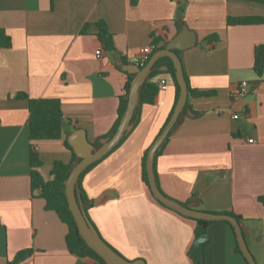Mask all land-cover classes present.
<instances>
[{"label":"crops","instance_id":"obj_1","mask_svg":"<svg viewBox=\"0 0 264 264\" xmlns=\"http://www.w3.org/2000/svg\"><path fill=\"white\" fill-rule=\"evenodd\" d=\"M228 16L264 17V5L244 0H0V27L11 46L0 48V264L17 252L18 264H94L66 247L67 226L30 189L29 154L51 178L54 161L68 164L63 143L76 129L95 144L112 129L123 94L129 58L139 48L168 42L186 28L194 44L179 50L188 90L187 107L155 158L160 189L169 198L207 212H232L257 264H264V71L253 69V50L264 44V23L230 25ZM98 22L113 49L97 38ZM103 53L97 57L95 51ZM150 54V55H151ZM166 66V65H165ZM164 67V66H161ZM154 102L141 104L136 121L117 147L93 165L80 186L92 201L88 216L101 237L128 260L145 264H193L189 247L197 223L160 206L141 179V157L176 104L167 69ZM247 81V93L230 90ZM58 99L64 135L31 143L28 102L17 97ZM178 98V97H177ZM238 114V118H232ZM252 138L253 142H248ZM108 198L95 203L103 195ZM205 264H246L232 228L205 223Z\"/></svg>","mask_w":264,"mask_h":264},{"label":"water","instance_id":"obj_2","mask_svg":"<svg viewBox=\"0 0 264 264\" xmlns=\"http://www.w3.org/2000/svg\"><path fill=\"white\" fill-rule=\"evenodd\" d=\"M194 36L186 28L180 30L168 42H162L149 57L148 61L143 67L134 64H127L126 71L133 74V78L129 84L127 95V102L122 114V117L114 130V132L100 140V145L94 148V145L87 141L85 132L82 129H76L67 135V142L71 146L76 156L80 158L78 162L73 165L64 181V193L67 200L68 210L76 223L78 233L84 240L86 245L91 248L97 255H99L106 264H145L143 260H128L116 251H114L107 242L99 235L97 229L92 224L87 216L81 201L76 195V185L81 173L93 162H96L109 153L116 147L123 137L130 131L132 124L131 119L138 104L139 88L146 80L155 62L161 57H168L174 69L175 82L178 86V98L174 109L158 134L147 150L145 170L148 180V186L152 195L165 206L174 209L182 215L202 221L221 220L231 224L234 229L235 237L239 250L246 260L247 264H257L253 255L249 251L245 242L239 221L232 215L225 213H213L194 209L188 205H183L180 202L173 200L163 194L157 186L154 176V157L157 149L163 143L169 132L177 122L181 112L183 111L188 91L186 80L183 72L181 59L178 55L179 50H184L194 44ZM167 69V66L159 69ZM108 198V195H103L94 202L101 203ZM209 240V234L206 231L205 223H198L195 227L194 238L189 247V255L193 262L198 264L204 260L203 246Z\"/></svg>","mask_w":264,"mask_h":264},{"label":"trees","instance_id":"obj_3","mask_svg":"<svg viewBox=\"0 0 264 264\" xmlns=\"http://www.w3.org/2000/svg\"><path fill=\"white\" fill-rule=\"evenodd\" d=\"M53 1L54 0H50L51 5H52ZM244 1H253V2L264 5V0H244ZM227 23L230 25H245V24H254V23H264V17H260V16H237V17L228 16L227 17ZM97 26H98L97 38L99 39L102 46L106 50H108V51L112 50L113 44H112V38H111L110 33L107 31V29L105 28V26L102 22H98ZM10 46H11L10 36L5 32V30L3 28L0 27V48H6V47H10ZM149 57L139 67H143L146 64V62L148 61ZM165 65L168 67V72L170 73V75L174 81L175 89H176V99H177L179 89H178V86L175 82L174 69L172 66V62L168 57H161L155 62L154 66L152 68V71L150 72V74L148 75L146 80L142 83V85L139 88L138 104L135 108V112H134L132 119H131L132 126L136 121L135 116H136V111H137L138 107L141 104H151L154 102V99H155L156 95L158 94L159 89H158L157 83L155 81H153L152 78L156 73H158L160 71L159 68L161 66H165ZM252 69L257 76H261L263 71H264V44H258L254 47ZM132 78H133V74H131V73L127 74L123 94L119 96V102H118V108H117V119H116L112 129L103 138L110 136L114 132V130L116 129V127H117V125H118V123L122 117V114L124 112L126 102H127L129 84H130V81ZM187 91H188V93L190 92V94L192 96L207 95L209 93V92H203V91L188 90V87H187ZM17 97L26 99L28 102V110H29L28 128H29V139H30L31 143L36 142V141H43V140H57V139H61L63 137V135L65 133L63 131L62 113H61V108H60V102L58 99H50V98L33 99V98L27 97L24 93L18 94ZM186 107H187V103H186L182 113L184 112ZM169 117H170V115H169ZM124 137H123V139H124ZM66 138L67 137H64L63 143H64L65 147L67 149H69V151L71 152L72 160L68 164H65V163L58 161V160L54 161L52 168H51V171H50L51 178L48 180H44L43 177L41 176V174L39 173L38 168L41 165V160H40L39 155L36 151V148L34 147V145L31 144V150H30V154H29V162L31 165L30 189H31V192L37 191L38 195L41 198H43L45 201L44 208L46 210L54 211L57 214V216L59 217V219L67 226L65 243H66L67 250L71 254H74L78 257L89 258L94 262V264H106L104 262V260L99 255H97L91 248H89L86 245V243L84 242V240L81 238V236L78 233V229H77L76 223L72 217V214L68 210V207H67V200H66V196L64 193V181H65V179L69 173V170L73 167V165H75L76 162H78L80 160V158L75 155L71 146L68 144ZM167 138H168V136L165 138L163 143L157 149V151L155 153V157H154V163H155L156 156L158 155V153L160 152V150L164 146ZM99 145H100V141H97L94 144V148L98 147ZM116 147H114L113 149H115ZM148 148L149 147H147L144 150L142 157H141V179H142L143 184L147 188L151 198L156 203H158L160 206H162L166 209H169L170 211L176 213L177 215H179L183 218H186L189 220H194L197 224L198 223H207L208 221L205 222L202 220L190 218V217H187L185 215L180 214L179 212L175 211L174 209L169 208V207L165 206L164 204H162L160 201H158L152 195V193L149 189V186H148V180H147V175H146V170H145V161H146V154H147ZM97 162L98 161L90 164L81 173V175L78 179L77 185H76V195L78 197V200L81 201V203L83 204V207L87 213V216H88L87 210L92 205V201L85 195L84 190L80 186V181H81V178L84 175V173H86ZM154 176H155L157 186L159 187L157 179H156L155 169H154ZM159 189H160V187H159ZM161 192L163 193L162 190H161ZM258 199L260 202H262L264 204V196H259ZM181 204L188 205L187 202H183ZM213 213H215V212H213ZM220 213L232 215L238 221L240 219V217L238 215H235L232 212H220ZM226 223H228V222H226ZM228 224L232 228L234 236H235V232H234L233 227L231 226L230 223H228ZM1 226L2 225L0 222V227ZM235 240H236V237H235ZM110 247L114 251L119 253L112 246H110ZM236 249H237V252H239L241 254L239 247L237 245V241H236ZM30 253H31L30 249L19 251L16 253L15 257L11 261H7L6 264H18L19 262L24 260ZM241 256H242V254H241ZM243 259H244V257H243ZM244 261L246 262L245 259H244ZM193 264H195V263L193 262ZM198 264H205V262L203 260L202 262H200ZM246 264H247V262H246Z\"/></svg>","mask_w":264,"mask_h":264},{"label":"built area","instance_id":"obj_4","mask_svg":"<svg viewBox=\"0 0 264 264\" xmlns=\"http://www.w3.org/2000/svg\"><path fill=\"white\" fill-rule=\"evenodd\" d=\"M152 51H153V46H143L139 48L137 55H134L129 58V62H131L132 64L136 66H140L145 62V60H147V58L150 56ZM102 53H103V50L101 47L97 48L95 51V54L97 57H100ZM157 85H158L159 90H164L167 87L166 84L163 82H159ZM248 88H249V83L247 81H241L231 88L230 95L233 98L243 96L244 94L247 93ZM232 118L237 119L238 114H233ZM247 141L253 142V139L248 138Z\"/></svg>","mask_w":264,"mask_h":264}]
</instances>
